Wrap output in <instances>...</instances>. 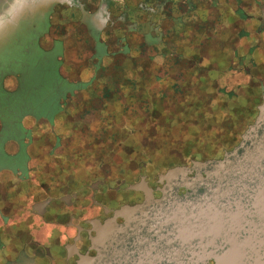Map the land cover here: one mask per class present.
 <instances>
[{"label": "rangeland", "instance_id": "1", "mask_svg": "<svg viewBox=\"0 0 264 264\" xmlns=\"http://www.w3.org/2000/svg\"><path fill=\"white\" fill-rule=\"evenodd\" d=\"M218 1L29 0L16 21L6 20L0 29V75H19L12 95L0 93L3 126H33L24 116L51 120L58 111L55 126H97L105 133L98 140L113 136L111 142L133 147L147 141L160 144L159 157L173 143L186 145L198 137L196 144H211L215 126L224 119L242 122L246 111H239L244 109L240 106L251 103L249 97L227 100L230 96L223 93L233 89L234 97L244 94L246 67L250 73L257 71V77L264 75V32L241 28L247 14L239 0ZM11 3L0 0V13ZM76 20L84 24L78 25L73 38L75 28L69 23ZM46 26V35L38 40ZM140 50L146 54L138 58ZM56 63L63 67L57 66V72L64 82L56 76ZM13 86L12 77L0 78V89ZM117 90L125 99H116ZM103 93L108 98L99 102L96 97ZM154 108H160L158 121ZM164 119L170 126L157 123ZM187 120L191 121L184 126ZM209 152L210 148L200 149V159ZM188 156L184 153L185 159Z\"/></svg>", "mask_w": 264, "mask_h": 264}, {"label": "flooded vegetation", "instance_id": "2", "mask_svg": "<svg viewBox=\"0 0 264 264\" xmlns=\"http://www.w3.org/2000/svg\"><path fill=\"white\" fill-rule=\"evenodd\" d=\"M240 3L247 14L240 21L241 28L251 27L256 34L263 33L264 0H239ZM73 10L77 8L74 6ZM80 24L84 23H69L75 28L73 38L78 36L76 29ZM47 31L46 26L38 40ZM57 66L63 67L56 63L55 71L64 82ZM245 71L248 82L244 94L226 97L235 98V102L251 99L250 107L240 106L244 109L239 111H246L241 115L242 122L235 124L240 118L224 119L221 126H215L211 144H196L198 137L186 145L173 143V153L167 151L162 157L158 156L162 152L160 144L147 141L133 147L123 141L111 142L113 136L98 140L105 133L97 126H55L58 111L51 120L24 116L32 120L33 126H3L0 120V264H76L80 255L95 253L91 238L96 223L110 218L121 222L123 218L114 215L115 210L143 201L144 192L138 186L150 189L158 197L162 185L159 175L167 168L201 160L200 149L212 150L202 160L219 158L238 142L246 126L237 125H247L251 116L250 122L253 120L256 106L264 96V75L257 77V71L250 73L247 67ZM7 72L0 78L12 77L14 86L0 89V93L10 96L18 87L19 75ZM69 112L67 117L72 116ZM236 129L241 131L236 133ZM91 130L94 133H89ZM184 153L189 155L186 159Z\"/></svg>", "mask_w": 264, "mask_h": 264}, {"label": "water", "instance_id": "3", "mask_svg": "<svg viewBox=\"0 0 264 264\" xmlns=\"http://www.w3.org/2000/svg\"><path fill=\"white\" fill-rule=\"evenodd\" d=\"M160 195L95 224L93 255L76 264H264V96L240 139L219 158L159 175ZM182 189V191H179Z\"/></svg>", "mask_w": 264, "mask_h": 264}, {"label": "trees", "instance_id": "4", "mask_svg": "<svg viewBox=\"0 0 264 264\" xmlns=\"http://www.w3.org/2000/svg\"><path fill=\"white\" fill-rule=\"evenodd\" d=\"M163 50V49H162ZM144 53V54H146L145 53V51L144 50H140L139 51V54L137 55V57L138 58H140V57H142V56H140L141 54L140 53ZM149 53H151V52H149ZM165 54H166V52H165ZM168 54V53H167ZM117 57V59L120 61V63H122V61H121V58H124V56L123 55H117L116 56ZM144 57H146V56H144ZM249 61L250 62H254L253 61V58H250L249 59ZM175 62H177V61H175ZM124 63H122V65H123ZM100 72L101 73H103V72H105V70H102V69H100ZM108 73H109V71H108ZM107 73V74H108ZM139 73H141V72H139ZM103 74H105V73H103ZM107 83H109L110 82V78L109 79H107V81H106ZM178 93H181L180 91H177ZM233 93H234V90L233 89H231V90H229L228 92H226V93H223L224 95H226V97L227 96H230L231 97V95H233ZM114 94H116V99H118V98H120V97H123L124 99H125V96H123V94L122 93H120V92H118V90L117 91H114ZM108 93H103L100 97H96L97 98V100L99 101V102H101V100H104V99H107L108 98ZM138 104H140L141 102H142V100L141 99H138V101L137 100H135ZM150 101V100H149ZM141 107H139V109H140ZM152 111V110H151ZM160 111V108L158 109V111H156V109L154 108V110H153V115H154V117L156 118V121H158V117H159V112ZM143 112V114L142 115H145V112L144 111H142ZM171 114H173L172 112H168L166 115H168V116H170L171 117ZM166 119H168V118H166ZM166 119H164V121L163 122H157L158 124H164L165 126H170V122H167V120ZM190 121L191 120H187V121H184V123H183V125L184 126H187L189 123H190ZM162 124V125H163ZM151 126H156V124L154 123V124H151ZM153 128V127H152Z\"/></svg>", "mask_w": 264, "mask_h": 264}, {"label": "clouds", "instance_id": "5", "mask_svg": "<svg viewBox=\"0 0 264 264\" xmlns=\"http://www.w3.org/2000/svg\"><path fill=\"white\" fill-rule=\"evenodd\" d=\"M34 2V0H33ZM29 0H12L11 5L3 13H0V29H2L7 19L8 23H14L20 13L23 11Z\"/></svg>", "mask_w": 264, "mask_h": 264}]
</instances>
